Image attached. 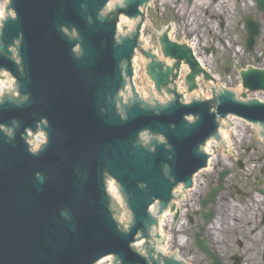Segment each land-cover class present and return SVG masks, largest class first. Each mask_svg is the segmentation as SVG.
<instances>
[{"label":"water","instance_id":"95a60500","mask_svg":"<svg viewBox=\"0 0 264 264\" xmlns=\"http://www.w3.org/2000/svg\"><path fill=\"white\" fill-rule=\"evenodd\" d=\"M109 1L11 0L16 20L4 24L0 68L18 80L20 95L29 99L19 106L0 105V127L16 123L12 143L0 130V264H93L109 255H116L121 264H147L132 252L130 245L143 230L144 221H151L149 206L159 201L164 208L172 199L174 186L189 185L192 175L205 167L207 156L198 150L216 133L215 120L232 115L259 123L264 137V104L257 99L239 101L227 88L213 98V114L207 103L184 105L178 102L180 96L175 97L177 103L157 113L135 102L124 119L116 114V105L113 101L108 105V101L125 84L121 64H129L137 44L128 36L134 35V19L143 17L140 9L145 11L152 0H123L114 7L121 0H112L107 9L113 7V12L101 18ZM155 1L158 0L149 6ZM3 5L0 19L4 17ZM147 13L148 10L146 18ZM120 15L127 19L121 17L116 27ZM145 24L151 26L148 18ZM247 24V46L252 51L260 25L250 19ZM63 28H74L80 42L70 41ZM137 29L141 34L142 27ZM116 30L121 44L116 41ZM172 33L168 28L158 39L164 58L175 60L173 67L157 63L151 55L155 50L145 54L151 60L146 74L161 95L163 87L178 79L181 62L190 69L184 79L189 93L197 89L195 78L201 74L212 80L194 59L191 48L171 42L168 36ZM19 38L22 77H18V67L8 49ZM139 40L143 52L146 46L142 35ZM77 44L83 52L80 60L73 54ZM133 69L136 73L134 63ZM124 72L132 77L130 66ZM240 78L243 89L251 93L264 91V70L250 68ZM13 82L0 75V95L12 92ZM206 83L210 86L212 82ZM165 92L169 96L176 94L171 88ZM212 93L215 95L214 90ZM189 116L196 119L193 125L185 121ZM43 119L48 124V143L33 156L23 135L25 129L35 131ZM226 121L234 131L235 123L232 126L229 119ZM221 130L216 142L225 146ZM141 133L163 135L165 143L152 141L155 149L149 152L139 144ZM39 138L42 135L33 138L34 149L42 142ZM105 173L127 194L135 221L127 234L118 230L109 211L108 198L114 207L121 200L111 181L107 184V198ZM136 242L135 247L143 249L144 242ZM149 251L151 263L160 264L159 257L154 259V250ZM165 264L181 263L167 260Z\"/></svg>","mask_w":264,"mask_h":264},{"label":"flooded vegetation","instance_id":"af4514ba","mask_svg":"<svg viewBox=\"0 0 264 264\" xmlns=\"http://www.w3.org/2000/svg\"><path fill=\"white\" fill-rule=\"evenodd\" d=\"M217 1L211 0L203 11L183 9L184 27L191 39L198 38L200 58L217 52L227 17L229 23L242 26L245 34L247 18L258 22L260 36L255 45L264 42V11L257 0H229L233 8L227 17L214 13ZM245 1H251L253 7ZM243 56L248 59L250 53L244 49ZM241 63L242 59L236 66L243 68ZM241 149L237 158L223 159L216 154L210 166L197 175L194 187L172 204L175 210L169 215L168 248L186 264H264V154L243 156ZM250 151L255 152L253 148L245 150ZM220 184L224 189L214 197L213 190Z\"/></svg>","mask_w":264,"mask_h":264},{"label":"rangeland","instance_id":"374dc122","mask_svg":"<svg viewBox=\"0 0 264 264\" xmlns=\"http://www.w3.org/2000/svg\"><path fill=\"white\" fill-rule=\"evenodd\" d=\"M208 2V0H203V2ZM232 4V2H231ZM195 4L194 0H172L169 2V0H158L153 2L148 9L147 18L151 24L149 27L148 24H145L143 26V32H144V38L146 39L150 37L151 39V48L156 49L159 47L158 45V39L157 36L161 34L165 29H167L168 26H175L176 30L173 32V38L174 41L177 43H184L187 42L190 39L193 43L198 42V38L193 36L191 39V34L189 30L186 29L185 26V16H183V9H185L188 12H191L195 10ZM221 8L223 6H219L218 10L221 11ZM227 10L229 8L227 7ZM218 12V13H219ZM237 22L231 23L230 26L228 25L226 30L220 34V36L225 41V44H219L216 47L217 52L215 54H211L206 59L203 58L205 67L209 69V72L214 74L217 80V85L212 83V86L214 88H227L230 91H234L236 87L241 86V80L239 78L238 72L235 70V67H233V64H238V62L242 59L241 66L245 68L246 65H251V67H258L262 68L264 67V42H259L253 51V53H250V57L245 58L244 55V37H246L243 33V29L239 28V26L236 25ZM239 33V34H238ZM238 34V35H237ZM244 37H243V36ZM197 45V47H198ZM260 53V55H258ZM255 56V57H254ZM158 57L165 61L167 64L171 63L170 60H164L161 53L158 54ZM254 57V58H253ZM253 58V59H252ZM144 69V66H143ZM184 68H182L183 70ZM230 69V71L226 74L225 70ZM186 70V68H185ZM136 87L142 88V82L146 80L145 72L142 70V66L140 69L136 71ZM188 73V70L182 72L181 74V80L183 81V88L184 86V76ZM137 79L142 80L141 85L137 82ZM204 81L199 82V86L203 84ZM185 95H187L186 89ZM247 94V99H254L258 98L264 102V93H255L250 94L247 91H243L240 95H237V97H241L242 94ZM148 93V97H149ZM189 95V94H188ZM193 97V96H192ZM198 97V96H195ZM241 121V120H240ZM235 125V132H233L228 124L226 126L227 131L230 132V138L231 142L234 144L237 142L236 145H234V148L236 149L238 145H243L242 152L243 156L247 155H260L264 154V139L259 138V131L256 130L255 126H251L244 121H241L240 123L237 122ZM259 129V127H258ZM248 148H253L255 152L250 151L249 153H246L245 150ZM219 157L224 158L223 156V150H218ZM232 152V151H231ZM235 152V150H233ZM166 229L168 227V223L165 224ZM165 227H162V230H166ZM168 235V233L166 232ZM169 248H165L167 251ZM108 264V262L103 263Z\"/></svg>","mask_w":264,"mask_h":264},{"label":"bare ground","instance_id":"6f19581e","mask_svg":"<svg viewBox=\"0 0 264 264\" xmlns=\"http://www.w3.org/2000/svg\"><path fill=\"white\" fill-rule=\"evenodd\" d=\"M171 1L172 0H169V2H171ZM228 1L229 0H218L216 4H217V6L226 5L229 8V14H230V10H232L233 6H231V5L229 6ZM210 2H211V0H208V2H203V0H197V3L195 4L196 5L195 11L198 12V9H200V7H206V5H208ZM196 17L198 18L200 16L196 15ZM171 28H172L173 32L176 30L175 26H171ZM141 35H142L143 43L146 46V49L143 50V52H147V50H150V51L151 50H155V52H156L155 55L157 56L160 53L159 47H157L156 49H152L151 48V39H150V37L149 38L146 37V39L144 38L143 29H142ZM169 37L171 38V42L175 43L174 38H173V33L169 34ZM185 44H188V45L191 46V48H193L194 53L196 55V58H198V56H200L199 53H198V48H197L198 44H194V43H185ZM158 59L161 60L159 57H158ZM198 59H199L201 64H204L202 58H198ZM161 61H163V60H161ZM133 63L136 66V71H137V69L140 68L141 66H142V70H143V66H146L149 63V61L148 60L145 61L143 56L138 55V57L136 58V60L133 61ZM183 70L186 71L185 68ZM215 79H216V77H215ZM199 80H201V79H199ZM201 82H202V80H201ZM139 83L141 85L140 81H139ZM212 88H213L212 83L210 84V86H207V83L204 81V83L201 84V86H199V89L201 90L200 94L198 92H196L193 95H191V97L188 94L187 95L184 94L183 98L187 102H189V100H191L192 96L193 97L198 96L199 98H202V96H203V99H208L210 97V95H211V89ZM148 89L151 90L152 87H150ZM148 89L147 88L144 89L143 87L142 88L139 87L140 92H142L143 96H145V97L148 95L146 93V91ZM215 89H217V87ZM234 89H235V92H236L237 95H240L244 91L241 86H238V87H236ZM184 90L185 89L183 88V81L181 80L180 83L178 84V91L183 92ZM229 121L230 122H234L235 125H238V124H236L237 122H239V123L241 122L240 120H238L236 118L235 119L229 118ZM222 124H223V128H222L221 132H222V136L224 137L225 146H220L219 143H217L216 140H215V141L210 142L211 144H210L209 147L205 148V152H208L210 154L211 153L214 154V157H215V154H217L215 152V149H217L218 147L221 148L224 151V153H229L233 149V143L231 142L230 132L227 131V128H226L228 123H227V121H225ZM256 130L259 131L258 127L256 128ZM233 132H235V130ZM166 219H167V214H165V216H163L162 219H161L162 220L161 221V227L167 221ZM160 230H161V228H160ZM161 235H162L164 240L167 239V237L164 236V232L162 230H161ZM161 250L165 251L164 248H162Z\"/></svg>","mask_w":264,"mask_h":264}]
</instances>
